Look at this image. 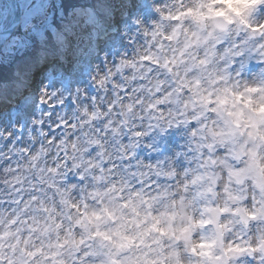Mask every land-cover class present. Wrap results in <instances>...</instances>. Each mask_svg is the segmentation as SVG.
Returning a JSON list of instances; mask_svg holds the SVG:
<instances>
[{"label":"clouds","instance_id":"clouds-1","mask_svg":"<svg viewBox=\"0 0 264 264\" xmlns=\"http://www.w3.org/2000/svg\"><path fill=\"white\" fill-rule=\"evenodd\" d=\"M0 264H264V0H0Z\"/></svg>","mask_w":264,"mask_h":264}]
</instances>
